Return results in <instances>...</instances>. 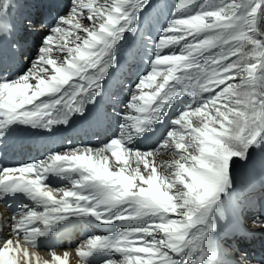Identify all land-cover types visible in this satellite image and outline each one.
<instances>
[{
  "label": "snow or ice",
  "instance_id": "snow-or-ice-1",
  "mask_svg": "<svg viewBox=\"0 0 264 264\" xmlns=\"http://www.w3.org/2000/svg\"><path fill=\"white\" fill-rule=\"evenodd\" d=\"M11 7L0 0V34L12 30ZM39 27L47 34L30 66L0 69V141L18 126L71 128L137 59L147 67L123 101L112 97L122 106L106 142L68 139L0 165V264H70L69 251L43 259L40 240L92 223L105 232L77 245L80 264H218L226 205L256 206L234 201L233 171L264 151V0H69Z\"/></svg>",
  "mask_w": 264,
  "mask_h": 264
},
{
  "label": "rangeland",
  "instance_id": "rangeland-1",
  "mask_svg": "<svg viewBox=\"0 0 264 264\" xmlns=\"http://www.w3.org/2000/svg\"><path fill=\"white\" fill-rule=\"evenodd\" d=\"M46 31L43 35L46 34ZM38 48H39V45H38ZM258 171H262L264 173V151H251L248 161L246 163L237 162L234 168V171H233L234 189H239L241 187L248 188V187L254 186V184L256 185L257 184L256 178L260 177L259 174H256V172ZM225 214L227 217L226 219L218 220L219 231L216 237L219 235L220 232L225 231L226 229H230L229 225L227 224V219L229 216L235 215L234 206L226 205ZM253 214L255 213H251L249 215L248 220H246L247 222L250 221L249 223H247L249 224L250 227H252L253 225L255 227L257 225L256 223L251 222V219L254 218ZM250 227L247 228V230L252 231V232H257L259 230V229H256L255 231V229L252 230L250 229ZM239 256H242V255H239Z\"/></svg>",
  "mask_w": 264,
  "mask_h": 264
},
{
  "label": "bare ground",
  "instance_id": "bare-ground-1",
  "mask_svg": "<svg viewBox=\"0 0 264 264\" xmlns=\"http://www.w3.org/2000/svg\"><path fill=\"white\" fill-rule=\"evenodd\" d=\"M32 30L35 32L34 35L32 36L34 38V42H35V46H37V51L36 52H32L34 54V57L33 59L37 56V53H38V45L40 46L41 44V41L43 40L44 36L47 34V29H41L40 27H36L34 26L32 28ZM45 30L46 31V34L43 35L45 33ZM24 60H27L26 58H24ZM30 62L31 61H27V66H26V69L30 66ZM124 90V88H123ZM6 155L5 154H0V158H4ZM172 158L171 154L170 153H165V154H162V155H158L157 156V161L159 162L160 160H170ZM256 174H259V178H256L257 180V186H259L261 183H262V180H264V177L262 175V172H256ZM254 184V186H256ZM0 210H3V208L0 206ZM248 223V222H247ZM227 224L229 225L230 229L231 230H234L235 232L238 231L237 229H240V227H238L239 225V219L236 215H231L228 217L227 219ZM245 226V225H244ZM262 228L259 227L258 225L255 226V229H260ZM258 233H261L260 230L257 231ZM264 240V238H263ZM235 241H233L234 243ZM41 242H39V248L36 250L39 252V255L43 258V259H47V260H51L52 257L50 255V251L49 249H55V247H50V248H42L41 249ZM55 251L58 253V254H63V252L65 251H69L71 253L70 255V264H80V258L77 256L76 254V247H61V248H56ZM224 255L219 252V255H218V259L220 258H223ZM93 264H101V258H96V260L93 262Z\"/></svg>",
  "mask_w": 264,
  "mask_h": 264
}]
</instances>
